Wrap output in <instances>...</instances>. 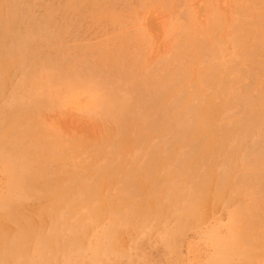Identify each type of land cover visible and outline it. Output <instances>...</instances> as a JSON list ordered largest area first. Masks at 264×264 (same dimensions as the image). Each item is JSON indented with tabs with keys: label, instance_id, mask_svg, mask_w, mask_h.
Here are the masks:
<instances>
[{
	"label": "rangeland",
	"instance_id": "374dc122",
	"mask_svg": "<svg viewBox=\"0 0 264 264\" xmlns=\"http://www.w3.org/2000/svg\"><path fill=\"white\" fill-rule=\"evenodd\" d=\"M0 264H264V0H0Z\"/></svg>",
	"mask_w": 264,
	"mask_h": 264
},
{
	"label": "bare ground",
	"instance_id": "6f19581e",
	"mask_svg": "<svg viewBox=\"0 0 264 264\" xmlns=\"http://www.w3.org/2000/svg\"><path fill=\"white\" fill-rule=\"evenodd\" d=\"M230 47V46H229ZM207 121H202V120H199V126L200 127H202L203 128V134H207V135H210V139L206 142V144L205 143H203L201 146H200V148H199V152H198V154H196V155H192L193 156V158H192V160L196 157V156H198V155H202L203 154V152H205V151H209V150H211V149H213L214 147H215V144H216V140L213 138V136L212 135H214L211 131H209L208 130V128H207ZM203 156V155H202ZM202 156L200 157L201 159H202ZM228 176V175H227ZM224 180H227V183H228V178L227 177H225L224 179H223V181L221 182L222 183V185H221V183H218L217 184V182L215 183V181H213V180H211V182H213L212 184H211V186H213V190H214V192H216V194H215V196L218 194H221V193H224L223 195H228V194H230L231 196H233V194H236V192L233 190V184H232V180H229V181H231V185H230V188L228 187V184H227V187H225V185H224ZM223 195H221V196H223Z\"/></svg>",
	"mask_w": 264,
	"mask_h": 264
}]
</instances>
